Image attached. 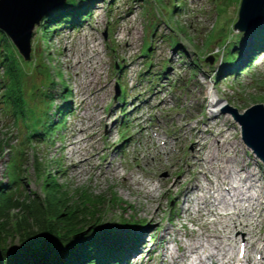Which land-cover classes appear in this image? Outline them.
Masks as SVG:
<instances>
[{"label":"rangeland","instance_id":"obj_1","mask_svg":"<svg viewBox=\"0 0 264 264\" xmlns=\"http://www.w3.org/2000/svg\"><path fill=\"white\" fill-rule=\"evenodd\" d=\"M75 3L70 12L84 8L85 16L76 28L65 25L48 34L38 32L36 26L30 39L29 61L38 65L40 59L49 71L38 65L25 86L40 88L32 101L36 107L40 105L41 92L52 96L54 114L50 116L60 126L39 138V142L31 140V144L22 145L21 122L5 112L0 102V107H4L0 108V182L8 184L10 168L16 167L13 174L18 182L10 187L13 196L22 201L26 195L33 198L35 194L41 199L44 180L36 170L40 163V172L52 176L51 180L71 198L77 200L76 195L81 191L105 200L116 196L118 205L108 203L101 209V225L114 229L117 237L123 239L121 249L127 246L132 249V239L138 242L137 252L127 249L129 255L120 264H188L186 260L175 263L171 254L175 256L180 245L192 242L201 245L204 257L207 256L213 252L211 245L217 243L199 236L206 233L200 225L205 224L209 232L221 231L222 226L207 213L201 217L195 215L197 204L186 201L194 197L193 193L181 195L189 180L194 185L207 186L204 177L198 174L202 168L192 167L190 163L194 148L193 133L188 130L196 126L206 129L200 124L211 116L208 91L213 87L224 100L223 109L233 108L241 114L255 104L264 106V52L240 63L242 51L238 47L247 34L233 28L240 0H89L87 3L76 0ZM56 11L53 8L46 15ZM145 45L149 56L143 53ZM232 52L236 55L233 59ZM227 58H231L233 65L224 67ZM3 73L0 67V95ZM47 73L55 82L48 88L47 79L43 78ZM88 84L91 89L98 88V97L82 102L89 95ZM64 86L69 91L65 101L61 97ZM63 103L68 109L60 123L55 110ZM97 113L101 118L109 117L108 120L95 122ZM221 114L226 119L219 123L225 126L219 127L220 130L229 128V140L238 146L236 156L232 153L230 159H220L222 166L230 171L238 170L240 162L249 165L256 182L239 183L241 190L252 185L254 190L264 189V165L242 142L233 114L227 111ZM90 127L95 132L92 142L80 149L68 145L71 134L81 136V129ZM180 127L183 132L177 135ZM156 134L160 137H155ZM163 141L170 142V146L162 145ZM74 151L76 156L71 155ZM94 152L99 155L90 163L78 170L72 168L74 158H89ZM207 176L215 188L218 178L211 173ZM229 176L235 184L237 177L233 171ZM129 177L138 180L134 182ZM153 182L160 188L151 194V200V195L138 183ZM254 190L249 191L255 194ZM226 208L234 211L232 206ZM19 215V206L10 207L6 222L13 225ZM143 221L151 223L146 227L141 224ZM130 222L141 227L131 226ZM145 228L150 234L143 246L141 235ZM167 231L171 233L166 235ZM218 235L220 248L227 256L233 255L236 264L240 244L233 245L231 233ZM19 246L17 236L13 239L8 236L0 249ZM152 248H157V252L151 253ZM252 256L255 261L260 259V254ZM211 262L205 259V264Z\"/></svg>","mask_w":264,"mask_h":264},{"label":"trees","instance_id":"obj_2","mask_svg":"<svg viewBox=\"0 0 264 264\" xmlns=\"http://www.w3.org/2000/svg\"><path fill=\"white\" fill-rule=\"evenodd\" d=\"M81 1L87 3L89 0ZM75 2L76 0H66L63 7L46 15L37 31L51 34L65 25L76 28L78 21L85 16L78 10L70 12L72 6H76ZM0 51V67L4 71L0 102L5 106V112L11 113L16 122H21V144L29 145L31 140L39 142V138L53 133L60 125L50 116L54 114L51 109L52 96L41 92L40 105L36 107L32 101L36 99V91L40 88L35 85L26 88L25 85L27 78L34 71L36 73L38 65L44 70H48V67L40 59L38 65L37 62L23 61L1 31ZM149 52L148 45H145L143 53L149 56ZM227 61L231 62V58ZM43 78L47 79V88L55 84L50 73ZM68 92L64 86L61 92L64 101ZM67 109V104L63 103L55 110L60 123L63 120L61 118L67 114ZM40 165L37 163L36 170L38 176L44 180L41 185V199L35 194H32L33 198L26 195L22 201L13 196L10 187L18 182L13 174L16 167L10 168L8 184L0 182V244L2 247L8 236L12 239L17 236L20 245L18 248H1L0 264H120L124 255V250L120 248L123 239L117 237L114 229L101 225V209L108 203L118 205L119 199L114 196L112 200H105L86 191L76 195L77 200L71 198L70 194L51 180L52 176L40 172ZM15 206L20 207L21 215L13 225H9L6 219L9 218L10 207ZM130 223L131 226L140 225L136 222ZM106 242L112 243L106 246Z\"/></svg>","mask_w":264,"mask_h":264},{"label":"bare ground","instance_id":"obj_3","mask_svg":"<svg viewBox=\"0 0 264 264\" xmlns=\"http://www.w3.org/2000/svg\"><path fill=\"white\" fill-rule=\"evenodd\" d=\"M65 4V3H64ZM64 4L57 6L59 8ZM56 8H54L56 10ZM53 10V9H52ZM82 12L83 9H79L78 12ZM259 16V15H258ZM255 15L250 21V29L247 30L246 36H244L243 44L240 45L238 48L242 51L240 63H244L250 56H256V48L257 45L260 44V41L256 37L257 24L256 21L260 20L264 22V15L256 20ZM255 24V25H254ZM262 25V24H261ZM260 25V26H261ZM264 26V24H263ZM264 29V28H263ZM264 48V44L261 45ZM70 62L67 61V64ZM75 64H71L74 67ZM88 90L89 95L85 97L82 102H86L90 97L96 99L98 88L92 87ZM208 107H210L211 116L205 118L204 122H201L200 125L204 124L206 129L203 130L200 127L196 126L193 128H189V132L193 133V148L194 150L191 152L190 155V163L192 167L199 166L202 168L201 172L198 174L204 177V180L207 182V186L203 187L199 183L194 185L192 180L187 181L188 184L186 188L181 191V195L188 196L189 194L193 193L194 197H188L186 200L189 202H195L197 205V209L195 210V215L197 216H207L211 215L215 219H217L216 223L221 224L222 229L221 231L213 230L209 232L206 229L205 224H201L200 227L202 230H205L206 233L199 234L205 238V240H215L217 244H212L211 249L213 252L208 253L207 256L204 257L205 252L201 251V245H196L195 243H186L180 245L177 248V253L175 256L171 254L172 260L176 263V260L184 261L186 260L188 264H193V260H196L200 264H205V259L211 260V264H233L235 263V257L233 255L227 256L225 251L220 248V243L218 242V238L221 232L227 234H233L232 243L233 245L240 244L244 248V257L242 260H238L242 264H264V189L260 188L254 190V186H248L245 190H241L239 183H253L256 182L254 179V174L249 171V165L240 162L238 164L237 169H230L236 175V183H232V179L229 176V172L227 167L222 166V162L220 159H230L231 154L235 153L236 156V147L237 143L232 142L230 138V129L225 128L221 129L219 127L224 128V125L219 124L226 119V116L221 114V107L223 106L222 98L218 95V89L213 87L212 90L208 91ZM200 98V96H198ZM203 101V99H202ZM220 110V111H219ZM100 114L97 113V117L94 118L95 122H106L109 117L105 116L103 118L99 117ZM215 121V122H214ZM213 122V124H212ZM212 124L213 126H209ZM94 126V125H92ZM184 126V125H183ZM187 127V125H185ZM184 126V127H185ZM215 127H218L215 129ZM239 127V126H238ZM183 127L177 128V135L183 132ZM82 135H74L71 134L69 137V146H76L78 149L84 146V144L92 142L95 138V132L93 128H86L81 129ZM187 133V131H185ZM216 133V134H215ZM90 134V135H89ZM206 135V136H204ZM155 137H160V135L156 134ZM179 138L176 136L175 141L177 142ZM161 140H159L160 142ZM170 142L163 141L162 145L166 147L170 146ZM77 154V151L71 153V155ZM169 154V153H168ZM97 152L92 153L89 158H81L77 156L74 158L75 162L72 163V168L75 170L81 169L83 165L86 163H90V160L94 156H98ZM76 156V155H74ZM72 157V156H70ZM215 161H219L215 163ZM175 163V162H174ZM99 168V167H96ZM228 172V174H226ZM241 172L244 175H241ZM113 174H117L116 169H112ZM211 173L218 178V183L216 184L215 188H213V182L208 178L207 174ZM123 180H127L126 177ZM129 180H133L136 182L137 180L129 177ZM198 182V180L196 179ZM140 184V185H139ZM177 184L175 182L173 186ZM139 186L146 190L147 194L154 193L158 188L156 183H138ZM250 188L255 191V194L250 193ZM171 190V187L170 189ZM245 191V192H243ZM150 199L153 200V196H150ZM246 204V207H245ZM232 206L234 211L226 207ZM209 207V208H208ZM205 214H202V211L206 210ZM188 211V210H187ZM250 213H254L252 218L248 219ZM154 214H151V219L154 217ZM144 223V224H143ZM150 221H143L141 224L150 225ZM211 224V223H210ZM142 225V226H143ZM141 227L140 225H137ZM141 229V228H140ZM141 232V230H139ZM147 229L142 230V237L141 240L143 241L141 245L145 246V238L150 233H146ZM237 232L235 235L234 233ZM171 232L167 231L166 235H169ZM160 239V238H159ZM163 239V238H161ZM176 240H174L175 242ZM191 241V240H190ZM241 247H239L238 252ZM163 251L165 249L162 248ZM151 253L157 252V248L150 249ZM149 252V253H150ZM253 253L260 254V260L255 261L253 258Z\"/></svg>","mask_w":264,"mask_h":264},{"label":"water","instance_id":"obj_4","mask_svg":"<svg viewBox=\"0 0 264 264\" xmlns=\"http://www.w3.org/2000/svg\"><path fill=\"white\" fill-rule=\"evenodd\" d=\"M66 0H0V31L17 49L25 62L30 59L32 31L41 24L43 17ZM264 15V0H241L238 20L234 29L245 32L250 21ZM262 21H256L259 25ZM254 24V25H255ZM118 94V93H117ZM116 96V95H115ZM242 129V141L249 146L264 163V106L253 105L244 114L228 109Z\"/></svg>","mask_w":264,"mask_h":264}]
</instances>
